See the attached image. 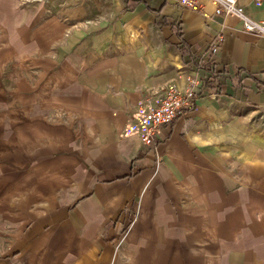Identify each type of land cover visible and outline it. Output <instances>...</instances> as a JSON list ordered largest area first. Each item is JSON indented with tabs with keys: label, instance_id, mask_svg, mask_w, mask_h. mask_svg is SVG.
Wrapping results in <instances>:
<instances>
[{
	"label": "crops",
	"instance_id": "crops-1",
	"mask_svg": "<svg viewBox=\"0 0 264 264\" xmlns=\"http://www.w3.org/2000/svg\"><path fill=\"white\" fill-rule=\"evenodd\" d=\"M194 1L0 0V264H264V149L235 129L264 113V37ZM193 75L145 146L138 104Z\"/></svg>",
	"mask_w": 264,
	"mask_h": 264
},
{
	"label": "built area",
	"instance_id": "built-area-1",
	"mask_svg": "<svg viewBox=\"0 0 264 264\" xmlns=\"http://www.w3.org/2000/svg\"><path fill=\"white\" fill-rule=\"evenodd\" d=\"M216 15L232 16L240 20L243 30L249 34L264 37V21L254 20L246 11L240 0H212ZM263 0H253L260 4ZM180 3L192 10L202 11L203 6L194 0H180ZM223 37L218 35L210 46V55L218 52ZM201 79L198 75L190 76L185 86L169 84L154 92L138 104L136 114L132 115L136 134L147 147L155 145L160 129L171 126L175 120L192 111L199 98L198 89ZM161 157L157 156V164Z\"/></svg>",
	"mask_w": 264,
	"mask_h": 264
},
{
	"label": "rangeland",
	"instance_id": "rangeland-1",
	"mask_svg": "<svg viewBox=\"0 0 264 264\" xmlns=\"http://www.w3.org/2000/svg\"><path fill=\"white\" fill-rule=\"evenodd\" d=\"M39 0H18L19 7H37ZM194 110V109H193ZM236 131L239 132V139H250V144H252V147L255 148H262L264 149V113L258 112L255 114H252L248 120L247 126H238L235 127ZM241 133L246 134L247 137L241 136ZM21 192V191H20ZM2 194V191H0V196ZM15 196L17 198H20L21 195H18V192H15ZM10 207L7 205V202H5L3 205L0 204V209L3 210V212H7V210ZM0 234L4 235L6 234L5 230H1ZM124 234V233H123ZM124 236V235H123ZM125 238V237H124ZM121 237L119 242H123L125 239ZM6 242V239H5ZM8 243V241H7ZM6 247V243H5ZM119 247V246H118ZM6 253H0V257L4 256ZM120 256V255H119ZM128 262L124 261L123 264H127Z\"/></svg>",
	"mask_w": 264,
	"mask_h": 264
}]
</instances>
